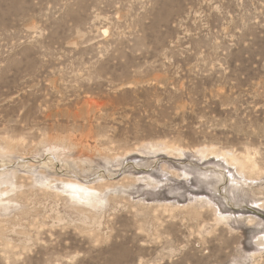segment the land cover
<instances>
[{"label": "rangeland", "instance_id": "1", "mask_svg": "<svg viewBox=\"0 0 264 264\" xmlns=\"http://www.w3.org/2000/svg\"><path fill=\"white\" fill-rule=\"evenodd\" d=\"M0 264H264V0H0Z\"/></svg>", "mask_w": 264, "mask_h": 264}, {"label": "bare ground", "instance_id": "2", "mask_svg": "<svg viewBox=\"0 0 264 264\" xmlns=\"http://www.w3.org/2000/svg\"><path fill=\"white\" fill-rule=\"evenodd\" d=\"M245 162H246V160H245ZM244 164H245V163L242 162V166H243V167H244ZM247 165H248V164H247ZM246 167H247V166H246ZM246 167H245V168H246ZM260 240H261V239H260Z\"/></svg>", "mask_w": 264, "mask_h": 264}]
</instances>
